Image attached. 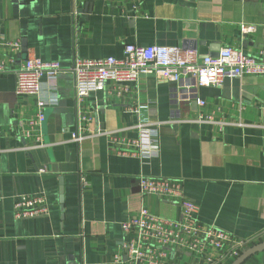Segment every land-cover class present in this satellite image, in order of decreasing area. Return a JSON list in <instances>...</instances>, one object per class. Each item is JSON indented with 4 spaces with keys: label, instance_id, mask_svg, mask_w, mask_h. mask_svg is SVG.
<instances>
[{
    "label": "crops",
    "instance_id": "crops-1",
    "mask_svg": "<svg viewBox=\"0 0 264 264\" xmlns=\"http://www.w3.org/2000/svg\"><path fill=\"white\" fill-rule=\"evenodd\" d=\"M0 35L26 43L12 61L0 46V264H107L123 239L121 222L142 205L179 219L176 203L141 194L140 175L181 181L198 222L243 240L241 252L264 241V75L201 86L155 74L125 86L108 81L82 101L89 121L80 144L71 139L70 75L43 78L39 95L14 89L26 55L67 68L75 52L119 58L125 43L180 46L197 57L233 46L264 59V0H0ZM39 96L45 119L35 145L21 130ZM139 125L155 134L152 153L124 154L107 138H140ZM34 194L45 196L49 214L14 217V199ZM201 260L190 252L170 257ZM241 264H264V249Z\"/></svg>",
    "mask_w": 264,
    "mask_h": 264
},
{
    "label": "built area",
    "instance_id": "built-area-1",
    "mask_svg": "<svg viewBox=\"0 0 264 264\" xmlns=\"http://www.w3.org/2000/svg\"><path fill=\"white\" fill-rule=\"evenodd\" d=\"M254 26H243V30H253ZM0 46L6 50L10 60L21 53L19 39L7 40L0 35ZM263 52L257 55L245 54L233 46L222 47L216 56L197 57L191 50L180 46L151 44L146 46L125 43L123 54L117 58H84L76 52L72 63L64 68L58 61H43L37 56L26 55L15 69V93L39 95L42 79L56 80L61 75H70L73 84L72 98L76 108V129L71 139L76 143L86 138L89 118L83 111L82 101L97 92L108 81L125 86L137 82L145 74H155L168 81H179L183 77L193 79L197 85H220L224 78L244 75H264ZM3 62H0V70ZM125 89V87H123ZM197 104L203 101L197 99ZM35 116L23 122V138L42 144L41 125L45 119V102L39 96ZM144 131L142 137L133 139L113 132L108 140L121 152L131 156H143L156 142L155 134L139 125ZM137 186L141 194L155 195L176 203L180 208L179 219H167L151 214L142 205L138 214L121 222L123 239L118 245L113 259L107 264H171L172 253L190 252L201 256L200 264H226L241 253L245 242L234 240L227 232L213 226H203L196 214L198 206L183 193L182 182L164 177L140 175ZM80 182L85 183L84 174ZM3 195L0 193V200ZM50 206L45 196L34 194L14 199L13 215L19 219L47 216ZM204 258V260H203Z\"/></svg>",
    "mask_w": 264,
    "mask_h": 264
},
{
    "label": "water",
    "instance_id": "water-1",
    "mask_svg": "<svg viewBox=\"0 0 264 264\" xmlns=\"http://www.w3.org/2000/svg\"><path fill=\"white\" fill-rule=\"evenodd\" d=\"M26 52V43H21V53ZM215 54L214 56H216ZM264 249V241L253 244L243 250L236 258H234L229 264H241L246 258H248L250 255H252L255 252H258L260 250Z\"/></svg>",
    "mask_w": 264,
    "mask_h": 264
}]
</instances>
